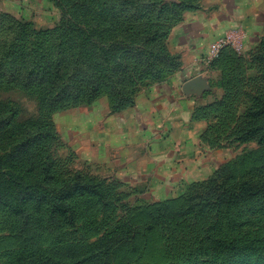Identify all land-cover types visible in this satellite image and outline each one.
Returning a JSON list of instances; mask_svg holds the SVG:
<instances>
[{
  "label": "rangeland",
  "instance_id": "rangeland-1",
  "mask_svg": "<svg viewBox=\"0 0 264 264\" xmlns=\"http://www.w3.org/2000/svg\"><path fill=\"white\" fill-rule=\"evenodd\" d=\"M218 7L236 14L255 7L264 17V0H28L0 12V264H264V139L235 138L264 92L263 33L249 55L232 32L223 36L234 45L215 56L209 49L229 94L208 108L215 122L205 142L221 155L206 179L168 193L125 192L105 178L114 165L92 154L100 110L130 98L125 87L156 79L140 77L137 50L149 54L148 72L161 69L146 33L164 34L154 42L173 66L171 30L187 12ZM50 201L67 203V213H49ZM117 239L123 243L113 245Z\"/></svg>",
  "mask_w": 264,
  "mask_h": 264
},
{
  "label": "crops",
  "instance_id": "crops-1",
  "mask_svg": "<svg viewBox=\"0 0 264 264\" xmlns=\"http://www.w3.org/2000/svg\"><path fill=\"white\" fill-rule=\"evenodd\" d=\"M26 1L0 0V12L18 10ZM256 10L236 14L218 7L186 13L167 40L179 65L163 79L138 85L132 103L118 111L112 112L108 104L100 110L99 144L92 154L97 153L100 163L114 165V174L106 179L113 177L123 190L161 192L168 187V193L217 169L221 154L205 142L215 122L208 108L224 104L229 89L213 59L208 61L209 49L218 37L232 32L240 38L242 54L258 51L264 17L257 19ZM195 76L203 78L207 88L185 93L182 84Z\"/></svg>",
  "mask_w": 264,
  "mask_h": 264
},
{
  "label": "trees",
  "instance_id": "trees-1",
  "mask_svg": "<svg viewBox=\"0 0 264 264\" xmlns=\"http://www.w3.org/2000/svg\"><path fill=\"white\" fill-rule=\"evenodd\" d=\"M148 33H149V35H148ZM148 33H146L148 39L154 43L153 46H154V48L157 49L156 52H157L158 56H160L162 58L163 64L161 66V69H159L158 71L155 70L154 73L153 72L152 73L148 72L147 69H145V65L147 63V59L149 58V54L146 53V51H144L143 49L142 50L141 49L140 50L136 49L138 51V53H137V55L135 53L134 56H135V59L138 60V65H139L138 68H139V70L143 73L142 76H140V77H143V76L145 77L148 74V75H151L152 77H154L156 79H159L161 77V75H162V72H163L164 68H165V71H166L167 69H170V68H176L179 65L178 56H176L177 57V59H176L177 62H176L175 65H173V66L167 65V63H169L172 60L171 55L168 53V51L165 49V47L158 46L155 43V42H157V38L160 37V36L162 37L164 34L161 35L157 31L148 32ZM262 44L264 45V43H262ZM226 48H229V47H225V48H223V50L225 51ZM150 54H152V51L150 52ZM261 56L262 55H260L259 58ZM261 72H262L261 75L264 76V70L261 71ZM129 75L133 76V73H131V74L129 73ZM134 78H136V77H134ZM123 84H124V86H126L127 83L123 82L121 84V86ZM121 86H120V88H118L116 93H120V92L124 91V89H122ZM137 86H138V84L136 83V85H134V87H132L133 89L125 87V89L131 90V93H132L131 97L128 98V95L127 96L126 95L122 96L119 99L118 103L112 106V111H118L122 106L132 103L133 95H134V92H135V89L137 88ZM98 89H99V87L97 88V91H98ZM253 102H254L253 103L254 104L253 108L250 111H248V113H246V114H244V112H243L244 117L246 116V118H248V119L246 121V125L242 129H241V127H240V129L237 127V130L235 132V138L236 139H244V138H247V137H259V139H264V134L262 135V132H264V129L262 128V127H264V92H261L260 94H257L256 96H254ZM223 105L224 104L219 105V106L221 107ZM259 117H263V119L261 121H259ZM256 118L258 119V121H255ZM254 130H255V132L253 133ZM211 180H212V177L210 179H208L207 181H211ZM87 183H89L90 185H92V184L96 185L92 180L91 181H87ZM99 185L100 186L103 185L102 182H99ZM262 186H264V183L261 185V187ZM248 188H249V186L245 185V189L243 190V193L247 192ZM76 190H77V187L68 189L66 191V195L65 196H71L72 194H74L76 192ZM97 191L100 192L101 189H97ZM4 204L9 205V203H4ZM66 205H67V203H65V202H61L59 204H56L53 201H50V205H48V211L51 214L60 213L62 215H65L67 213V211H68V207ZM16 207H17L16 205H14V204L11 205L10 204V209L12 208L14 210ZM137 230H138V227L134 226L132 228V230L129 231L130 238H129L128 241H132V239L137 234ZM112 243H113V245H121L123 243V241L119 242V240L117 239L115 241H112ZM218 246H219L218 250H220L221 248H226L227 247V246H222V245H218ZM89 257L90 256H88V255H84L81 258H73L71 261H68V262L83 263V262L87 261L89 259Z\"/></svg>",
  "mask_w": 264,
  "mask_h": 264
},
{
  "label": "water",
  "instance_id": "water-1",
  "mask_svg": "<svg viewBox=\"0 0 264 264\" xmlns=\"http://www.w3.org/2000/svg\"><path fill=\"white\" fill-rule=\"evenodd\" d=\"M205 87L207 88V84L205 80L200 76L192 77L182 84V90L185 93H188L190 91L200 93Z\"/></svg>",
  "mask_w": 264,
  "mask_h": 264
},
{
  "label": "built area",
  "instance_id": "built-area-1",
  "mask_svg": "<svg viewBox=\"0 0 264 264\" xmlns=\"http://www.w3.org/2000/svg\"><path fill=\"white\" fill-rule=\"evenodd\" d=\"M234 45V39H233V36L231 34H227L221 38H219L217 41H215L211 48H210V53L211 55H216L219 50L227 45ZM236 46V45H235Z\"/></svg>",
  "mask_w": 264,
  "mask_h": 264
}]
</instances>
